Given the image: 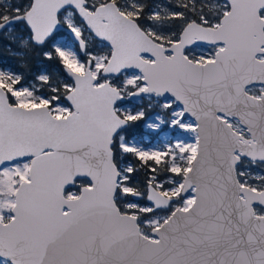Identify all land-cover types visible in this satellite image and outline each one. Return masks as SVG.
<instances>
[{
  "label": "snow or ice",
  "instance_id": "snow-or-ice-1",
  "mask_svg": "<svg viewBox=\"0 0 264 264\" xmlns=\"http://www.w3.org/2000/svg\"><path fill=\"white\" fill-rule=\"evenodd\" d=\"M0 264H264V0H0Z\"/></svg>",
  "mask_w": 264,
  "mask_h": 264
},
{
  "label": "trees",
  "instance_id": "trees-1",
  "mask_svg": "<svg viewBox=\"0 0 264 264\" xmlns=\"http://www.w3.org/2000/svg\"><path fill=\"white\" fill-rule=\"evenodd\" d=\"M4 55L3 51H2V47H0V58H2Z\"/></svg>",
  "mask_w": 264,
  "mask_h": 264
}]
</instances>
